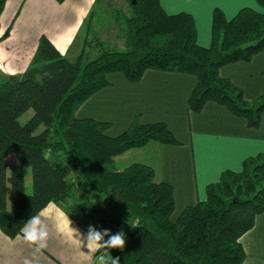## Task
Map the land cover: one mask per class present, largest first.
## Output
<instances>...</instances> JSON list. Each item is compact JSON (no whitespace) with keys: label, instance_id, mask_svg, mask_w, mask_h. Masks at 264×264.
<instances>
[{"label":"trees","instance_id":"trees-1","mask_svg":"<svg viewBox=\"0 0 264 264\" xmlns=\"http://www.w3.org/2000/svg\"><path fill=\"white\" fill-rule=\"evenodd\" d=\"M125 1L129 14L114 12L125 50L109 48L95 37L97 55L88 58L82 51L67 59L42 36L22 74L0 76V231L9 238L22 235L31 215L54 203L86 232L89 227L124 232L125 247L110 250L119 264H242L240 238L264 212V155L246 159L240 172H223L207 186L204 201L173 218V189L156 181L151 166L132 163L118 169L115 164L117 156L149 143L180 146L167 125L143 124L135 117L127 130L109 137V123L78 119L76 112L108 86V74L120 73L128 83H137L146 71H158L196 80L188 111L199 113L214 102L259 128L264 96L246 101L219 72L264 50V0H256L262 11L245 7L230 20L214 9L209 47L197 44L189 14L168 15L159 0ZM2 7L0 2V13ZM7 35H0V41ZM28 110L32 115L20 123ZM80 178L89 193L107 197L109 205L73 202Z\"/></svg>","mask_w":264,"mask_h":264},{"label":"crops","instance_id":"crops-1","mask_svg":"<svg viewBox=\"0 0 264 264\" xmlns=\"http://www.w3.org/2000/svg\"><path fill=\"white\" fill-rule=\"evenodd\" d=\"M111 1L0 0L3 3L0 35L8 31L0 41V76L22 74L42 36L67 59L76 58L82 51L86 57H94L99 50L95 37L105 46L115 48L99 37L95 26L96 10L101 13L102 9L114 16L113 22L119 28L113 14L117 10ZM159 4L168 15L189 14L195 23L196 42L202 47L211 43L214 9H220L227 20L245 7L262 11L256 0H159ZM88 19L93 21L89 26ZM84 31V38L78 39ZM219 73L242 91L246 101L264 96V50L249 62L222 67ZM107 81L108 86L80 106L76 117L109 123L106 132L109 137L127 130L135 117L143 124L167 125L180 146L149 143L117 156L115 164L121 162L118 169L128 166V162L151 166L156 181L168 183L173 189L175 218L184 208L204 201L207 186L217 183L223 172H240L246 159L264 155V112L260 127L255 129L214 102H208L199 113L188 111V98L196 84L191 76L146 71L139 82L128 83L120 73H112ZM127 158L128 162H124ZM28 185L30 175L26 172V190ZM56 215L53 208L50 217H42L49 238L40 253L25 244L22 235L9 238L0 231V264H92L91 257L72 235L56 231ZM68 219L73 229L87 234L71 217ZM240 243L245 252L242 264H264V212L256 217L254 226L240 238Z\"/></svg>","mask_w":264,"mask_h":264},{"label":"clouds","instance_id":"clouds-1","mask_svg":"<svg viewBox=\"0 0 264 264\" xmlns=\"http://www.w3.org/2000/svg\"><path fill=\"white\" fill-rule=\"evenodd\" d=\"M53 208L57 213L55 216L56 231L72 235L75 242L91 257L92 264H119L118 259H114L110 255V250H122L125 247L124 232L110 234L107 229L101 232L89 227L87 234L84 235L70 226L68 213L52 203L38 215H31L24 223L21 239L25 244L33 247L36 253H40L47 246L49 231L43 223L42 217H50Z\"/></svg>","mask_w":264,"mask_h":264},{"label":"rangeland","instance_id":"rangeland-1","mask_svg":"<svg viewBox=\"0 0 264 264\" xmlns=\"http://www.w3.org/2000/svg\"><path fill=\"white\" fill-rule=\"evenodd\" d=\"M112 4H114V7L116 8V10L119 11L120 13H122V15L127 16L129 14V8H128L127 2L125 0H112L111 5ZM96 11H97L98 19H95V22L97 24L95 26L97 27L96 30L99 31V33H98L99 37L103 38L104 41L106 40L110 44V46L114 45L113 47H115V49L125 50L126 49L125 40H124L122 32L120 31L118 26L113 22L114 16H110V15L106 14L105 13L106 11H102V9H101V13H99V10H96ZM113 14H114V12H113ZM88 22L90 25L93 23L92 19L91 20L88 19ZM85 33H86V31L82 32L80 34V36H78V39L82 40L85 36ZM116 36H118V38H116ZM87 57H88V55H87ZM31 115H32V110H28L24 115H22L20 117V119H19L20 123H22V124L25 123L26 120ZM128 159L129 158L124 160V162H128ZM120 163L121 162L118 161V164H120ZM118 164H117V167L119 168L120 165H118ZM128 164H130V163L128 162ZM26 172H28V175H30V172L28 169L26 170ZM27 192H30L29 185H28ZM73 192H74L73 202L89 201L91 203H101L103 205H109V201H108L107 197L96 194V193H89V191L87 189L86 182L84 179L80 178L79 180L76 181ZM172 217L175 218L174 214Z\"/></svg>","mask_w":264,"mask_h":264},{"label":"water","instance_id":"water-1","mask_svg":"<svg viewBox=\"0 0 264 264\" xmlns=\"http://www.w3.org/2000/svg\"><path fill=\"white\" fill-rule=\"evenodd\" d=\"M135 2L133 1V4H134Z\"/></svg>","mask_w":264,"mask_h":264}]
</instances>
